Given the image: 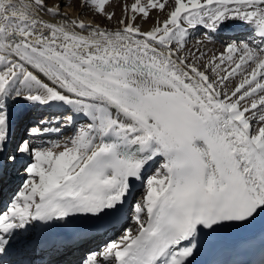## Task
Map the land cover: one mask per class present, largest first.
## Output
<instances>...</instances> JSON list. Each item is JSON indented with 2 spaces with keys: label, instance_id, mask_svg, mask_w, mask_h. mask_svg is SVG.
<instances>
[{
  "label": "snow or ice",
  "instance_id": "obj_1",
  "mask_svg": "<svg viewBox=\"0 0 264 264\" xmlns=\"http://www.w3.org/2000/svg\"><path fill=\"white\" fill-rule=\"evenodd\" d=\"M73 3L0 0V180L31 158L0 214V254L34 222L87 235L123 218L142 182L135 232L83 264H192L214 234L264 217V0H134L114 30L69 17ZM109 3L79 8L112 20ZM152 10L167 19L142 31L134 22ZM233 22L246 34L225 39ZM198 27V44L222 48L208 72L181 54ZM20 101L70 106L62 127L84 124L63 144L10 147ZM257 245L259 262L235 264H264V232L236 242L240 253Z\"/></svg>",
  "mask_w": 264,
  "mask_h": 264
},
{
  "label": "rangeland",
  "instance_id": "obj_2",
  "mask_svg": "<svg viewBox=\"0 0 264 264\" xmlns=\"http://www.w3.org/2000/svg\"><path fill=\"white\" fill-rule=\"evenodd\" d=\"M133 2H134V0H131V1L130 0H110L109 5L106 6V10L109 11V12H114L115 13L114 18L112 20H108L107 18H105L103 16H100V15H94L91 11H89V9H87V8H85V9L88 10V13L94 19H96L97 21L101 22L104 27H106L108 29H111V30H114V29H116L118 27H121V25H119L118 21L124 16V11H123L124 5L130 6ZM78 4H79V0H74L73 6H76ZM162 13L163 12H158L157 10H152L150 12V15H149L148 18L144 19L141 16H138V17L141 20H143V21H147L146 23L151 24L150 26L152 27L153 23H155L156 18H158V16L161 15ZM83 20H84V22H86L85 21L86 19H83ZM191 31L193 33V39L187 45V48L185 49V51L182 52L181 54L182 55H188L189 51H190L193 54L189 55V61L192 62V63H195L202 70L209 71L205 67L206 63H208V59H207L206 53H204L205 51L204 50L201 51L202 46L198 47L200 49L199 52H196V48L197 47H193L192 46L193 41H197L200 37H202L205 34L206 30L203 29V28H199L197 30L193 29ZM245 34L246 33H244V35ZM233 36H235V35H231L229 33H224L223 34V37L225 39L231 38ZM205 44H210V43L209 42H205ZM215 44L219 45L217 47V49L216 48L214 49L216 51L215 53L220 54L221 51H222L221 45L219 43H215ZM201 56L203 57V59L199 58ZM32 105L33 104H31L29 107H31ZM28 108L24 109V110H21L20 111L21 113H19V115L20 116L22 115L24 117L26 111L28 110ZM33 112H34V110H32V109L29 111V116L26 117V119L29 120L28 122L25 121V120L23 122V120H21V122L18 123V121H19V119H18V121H17V125L18 126L16 125V131H15L16 135H14V138H16V139H13V143H12V145L10 147H14L15 144L18 143L19 141H21L22 139L29 140L33 145H35L37 147L47 146L46 142H42L41 143L40 141H38V138L40 136H38V135L37 136H33L32 135L31 129L32 128H38V127H40V128L44 127V126L40 125L39 121L40 120H46L47 121L48 116L45 117V118H34ZM56 112L57 113H54V115L51 117V121L52 122L55 119H57L58 121H61L66 116L73 115L71 109L68 108V107L67 108H63L62 111L57 110ZM83 123H84V121L81 122V125ZM68 134H69V132L62 133L60 136L57 137V140L59 141V140H62L61 138H63V141H66L67 140L66 138H68ZM50 138L52 139L53 137L51 136ZM30 162H31V158L30 157H27V158L26 157H21L20 158V162L15 167H13L8 173L6 178H9V179H7L8 184L11 183V185H12V186H10L11 188H10V191H9V193L11 192L10 195L13 196L12 198H14L18 194V192L22 190V185H23V183L25 182V179H26V173L23 171V168H24V166L27 163H30ZM9 167H11V166H9ZM158 167H159V165L155 164V166L151 169V171H155L156 168H158ZM5 170H7V168ZM4 174H5L4 176H6V171H5ZM12 179H13V182H11ZM4 191L5 190H3V188L1 187L0 195H2V193ZM14 194H16V195H14ZM144 194H145V185L143 184V186L140 187L139 189H137V191L135 192V195L133 197V201L131 203L132 205L129 208L127 221L124 223V225L117 232H113L112 235L107 236V238L105 240H101L97 244H94L93 246L92 245L89 246V247H92V248L87 250V252H85V254H84L85 256L83 257L84 259H85V257L87 255H89L91 253H100L106 247L105 246L106 244H108L111 240L118 238L124 231H126V229H128L129 227H131L133 225L134 215H135L134 214L133 205L136 204V203L141 202V199L144 196ZM1 200H3L2 197L0 198V201ZM10 204H11V202H6V201L3 200V202H2V204L0 206V214L5 213L7 211V208L10 206Z\"/></svg>",
  "mask_w": 264,
  "mask_h": 264
},
{
  "label": "bare ground",
  "instance_id": "obj_3",
  "mask_svg": "<svg viewBox=\"0 0 264 264\" xmlns=\"http://www.w3.org/2000/svg\"><path fill=\"white\" fill-rule=\"evenodd\" d=\"M131 1V0H130ZM65 12H67L68 16L69 17H72V18H80V19H86L85 23L86 24H89V25H92L93 27H95L96 25H99L101 28H106L103 26V24L99 21H97L96 19H94L89 13H88V10H86L85 8L84 9H80L79 8V4L76 5V6H72V7H69V8H66L64 9ZM156 18V17H155ZM154 18V19H155ZM44 20H49V17L48 16H44L43 17ZM157 19V18H156ZM158 19L160 21H163L165 19H167V16L166 14L163 12L161 15L158 16ZM147 21H143L141 20L139 17H137V20L134 22L135 25H138L141 27V30L142 31H147L151 28V24H148L146 23ZM156 22V20H155ZM154 25V23H153ZM199 28H202V27H198L197 29ZM108 29V28H107ZM197 29H194V30H197ZM108 30H111V29H108ZM194 32V31H193ZM235 32V33H234ZM224 33H229L231 35H235L233 37H236V36H243L244 33H245V29H244V26L240 23V22H233L232 25L225 29ZM223 33V34H224ZM86 34V33H85ZM222 34V35H223ZM228 35V34H227ZM192 46L193 47H200L202 46L201 48V51L204 50L206 53V56H207V59L209 61V59L211 57H213V55H216V56H219L220 54H217L215 53L216 51L214 50L215 48L217 49V47L219 45H216V44H213V43H210V44H198L196 41H193L192 43ZM204 48V49H203ZM207 65V63H206ZM208 72V71H206ZM210 75H213L211 73H209ZM238 79V78H237ZM31 105V103L29 102H26V101H20V102H17V103H14L12 105V113H13V123H12V137L13 139H16L14 138V135L15 134V131H16V125H17V121L18 123L21 122V120L24 119V117L21 115H19V113H21L20 111L21 110H24V109H27L29 106ZM70 108V106H67V105H53L51 108L52 109H49L47 110L46 112L47 113H53V112H56L57 110L59 111H62L63 108ZM71 109V108H70ZM29 120H27L28 122ZM84 121L83 118H76V122L74 125H71V126H66V127H62V125L65 124V119L63 118V120L61 121H58L57 119H55L53 122H50V119L48 121H45V120H40V125L41 126H44L42 128L38 127L39 129H42V133L38 136H40L38 138V141H40L41 143L42 142H46L47 143V146H51L52 144L54 143H60V144H63L65 142L68 141V139L73 135V133L75 132V130L78 128V127H81L83 126V124L81 125V122ZM24 122V121H23ZM22 124V123H21ZM18 126V125H17ZM54 129H59V131H54ZM65 132H69L68 134V138H66L67 140L66 141H63V138H61L62 140H57V137L60 136L62 133H65ZM53 137L52 139L50 137ZM64 137V136H63ZM37 141V142H38ZM37 144V143H36ZM155 166V164L153 165V167ZM10 168V169H9ZM13 167H7V170L6 171V176L3 175V179L0 180V191H1V187L3 188V190H5L2 195H0V198L2 197V199L6 202H12L13 199L15 198H12L13 196L10 195L9 191H10V186L11 183L8 184V181L7 179L9 178H6L9 171L12 169ZM5 173V172H4ZM11 182H13V179L11 180ZM10 195V196H9ZM16 195V194H14ZM3 200L0 201V206L3 202ZM128 229H132L133 232H135V230L137 229V225L135 224V220L133 221V225L131 227H129ZM35 231V224H31L28 226V230L27 231H24V230H21L20 233L17 234V238H16V242L12 245V247L9 249V250H16L18 247L20 248H25V246H29L32 244V240H33V232ZM125 234V231L116 239H113L111 240L108 244H106L105 246L109 245L110 243L112 242H118L121 237ZM97 242H94L92 244V246L94 244H96ZM91 245V244H90ZM91 248V247H90ZM88 248V250L90 249ZM25 250L24 249V253H25ZM104 250V249H103ZM102 250V251H103ZM101 251V252H102ZM42 251L40 249H34L30 254L29 256L32 258L31 259V262L32 263H35V264H39L43 261H45V259L48 257L49 255V252H45V253H41ZM84 251H82L81 253V256L84 253ZM100 252V253H101ZM80 256V257H81ZM84 256V255H83ZM83 256L80 258V261L81 259L83 258ZM4 257H7V253H3V256L2 258ZM0 258V259H2ZM78 264V262L76 263Z\"/></svg>",
  "mask_w": 264,
  "mask_h": 264
}]
</instances>
